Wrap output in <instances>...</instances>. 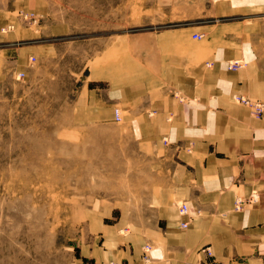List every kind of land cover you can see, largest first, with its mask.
I'll return each mask as SVG.
<instances>
[{
  "label": "crops",
  "instance_id": "crops-1",
  "mask_svg": "<svg viewBox=\"0 0 264 264\" xmlns=\"http://www.w3.org/2000/svg\"><path fill=\"white\" fill-rule=\"evenodd\" d=\"M162 5L160 23L169 25L105 39L79 94L84 122H112L121 108L154 172L131 205L89 216L91 243L77 264H197L207 259L204 247L218 264H262L264 115L234 95L264 101V0ZM197 33H209L208 41L196 44ZM30 50L0 49V82L33 71ZM237 59L244 67L230 69ZM236 196L253 202L237 211Z\"/></svg>",
  "mask_w": 264,
  "mask_h": 264
},
{
  "label": "rangeland",
  "instance_id": "rangeland-1",
  "mask_svg": "<svg viewBox=\"0 0 264 264\" xmlns=\"http://www.w3.org/2000/svg\"><path fill=\"white\" fill-rule=\"evenodd\" d=\"M162 1L0 0V49L30 48L33 69L0 82V264H77L89 216L147 193L151 155L124 119L84 122L79 94L105 39L169 25Z\"/></svg>",
  "mask_w": 264,
  "mask_h": 264
},
{
  "label": "built area",
  "instance_id": "built-area-1",
  "mask_svg": "<svg viewBox=\"0 0 264 264\" xmlns=\"http://www.w3.org/2000/svg\"><path fill=\"white\" fill-rule=\"evenodd\" d=\"M204 37L203 34H194V38L196 39H202ZM35 57L33 56V59ZM245 63L241 60V59H237V60H233L229 63V68L232 70H237L239 68L244 67ZM25 73H20L19 76H23ZM234 100L235 101H239L245 105H247L248 107L251 108L252 114L253 116H256L258 118L262 117L264 115V101L258 98H250L246 95L243 94H236L234 95ZM116 112V117L117 120H121V111L117 108L115 109ZM248 201V199H247ZM246 198L241 197V198H236L235 199V210L237 211H242V209L245 208L246 204H247ZM180 213L182 215H187L189 213V206L187 203H183L180 205ZM189 222L188 221H184L182 223V227L186 228L188 227ZM150 245L146 246V252L149 250ZM202 250L206 253V257L207 259L205 261H200L197 264H212L213 261V257H214V253L213 250L210 249V247H204L202 248ZM143 259L145 262H148L150 259V256L148 255V253H145L143 256Z\"/></svg>",
  "mask_w": 264,
  "mask_h": 264
}]
</instances>
